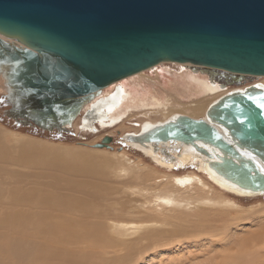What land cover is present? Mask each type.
I'll use <instances>...</instances> for the list:
<instances>
[{"label": "water", "instance_id": "1", "mask_svg": "<svg viewBox=\"0 0 264 264\" xmlns=\"http://www.w3.org/2000/svg\"><path fill=\"white\" fill-rule=\"evenodd\" d=\"M0 33L27 45L0 41L40 77L31 87L37 107L50 114L45 127L62 123L68 99L165 61L264 76V0H0ZM206 115L181 114L127 137L192 145L225 179L264 192V88L226 94ZM112 140L106 136L93 147H112Z\"/></svg>", "mask_w": 264, "mask_h": 264}, {"label": "bare ground", "instance_id": "2", "mask_svg": "<svg viewBox=\"0 0 264 264\" xmlns=\"http://www.w3.org/2000/svg\"><path fill=\"white\" fill-rule=\"evenodd\" d=\"M0 37V41L4 38L7 41L11 40L15 44L20 43V41L9 38L1 33ZM165 62L180 64L184 69L181 70V72L176 71L174 73L165 71L166 76H162L164 80H157L155 78L153 83L145 84L137 79H133L134 76H136L135 74L110 83L105 87L106 89H102V93L101 91L94 93H101L102 97L99 96L90 104L84 114L82 126L97 130L99 124L102 128H108L115 126L119 122H123L128 113L133 116L140 112L146 111L147 113V111L149 112L157 108H168V105L171 104V102H169L170 99L160 96L162 94L159 93L161 88L159 91L157 88L159 85L167 86L168 82L173 86H178L177 84H179L184 91L186 90L185 93L188 91V96L213 95L216 97V99L206 107L204 104L200 103V101L192 107V112L194 114H198L204 110L203 118L207 117L206 112L208 108L226 94L244 90L251 85L264 88V82L262 81L249 84L243 88H229L225 93L221 94L219 92L220 94L217 95L214 93L228 88L225 83H220V81L217 80L215 76L216 74L219 75L217 71H226L236 75L252 74L231 72L224 69L216 71L218 68L193 63ZM162 63L164 62L149 68V70H156L157 66ZM189 66L191 67L188 68L190 71L186 70V67ZM204 68L206 70L208 69V71L213 74H208ZM158 75L160 74L158 73ZM232 78L239 79L235 76H232L231 80ZM228 81H230V79ZM156 83L159 85H155ZM115 87L117 88L113 93ZM172 90L173 89H171V91ZM88 96L91 98V96L94 95L90 94L86 97ZM70 101L71 99H68L65 103L67 106L65 113L60 114L61 122L65 124L64 126L73 124L84 102H76V100L71 103ZM179 115L181 114L173 113L166 119L159 121L146 120L140 125L136 132H127L123 137L138 136L149 128L157 124H163L167 120L174 119ZM220 130L222 132L224 131L221 127ZM6 139V134L0 130V183H2L1 180L2 177L5 176L6 171V175L12 176L8 171L9 165H23L32 168L39 167L43 170L42 175H46L50 182H47L49 184L45 186L43 185L44 188L35 186L28 189L19 184H16L15 187L11 184L13 188L4 187L0 184V205L6 201H17L13 209L8 208L4 215L0 217V228L5 227V232H0V264H128L135 259V254L138 250L139 252L144 251L151 246L159 244L172 245L173 241L169 240L173 236L186 235L187 240H191L188 238H195L196 240V237L202 238V235L212 234L211 231L208 230H212L213 228L212 220L216 212L211 213V210L208 208V210L199 209L197 213L194 214L199 218L192 226L193 228L185 226L183 222L176 224V221L173 220V218L176 220H181L180 217L183 219L186 218L184 216H186L187 213L184 210L191 206V200L194 198L192 194L186 193L185 190L188 188L196 186L199 187L197 189H200V193H204L206 190H209L211 186L213 188L212 184H215L219 185L223 190L234 192L242 196L252 197L264 195V192L246 190L219 175L209 165L210 159L192 145L182 142H168L154 145L150 143H140L128 139L127 137L126 141L128 145L142 150L146 155L157 162L158 165L164 168L172 169L176 166L181 167L189 165L195 167L198 172L165 175V179L163 180L172 179V181L164 184V186L169 189V192L165 195H158L155 199V204L162 207V211L158 212L154 210L156 217L160 218L164 216L155 223L122 221L104 225L103 223L92 222L89 224L88 228H83L79 216L87 213L93 215L96 209V201L99 200L100 196L102 197V191H107V186L103 185L102 181L95 182V179L102 180L103 176L106 177L104 166L109 165L110 158L108 159L105 156H100V154L92 153V151L46 145L35 139L27 138H19L16 142V152H13L12 148L6 146ZM259 163L264 170V163L261 161ZM136 169L137 168L128 167L124 168L123 171L126 174L129 173V175L133 173L137 178L142 177L143 174L141 171ZM24 175L16 178L22 180L26 177ZM76 175H88L92 177L95 182L94 188L90 191L83 190L86 189L83 188L85 181L78 180ZM51 179H53V181ZM41 182H43V180H41ZM65 186L71 188V191L61 194L59 190H56L59 191L58 193H51L52 189L46 190L47 187L54 189L56 187ZM194 201L197 205L205 206H235V202L230 198L215 197L214 199L213 197L197 196ZM24 206L37 209L36 215L23 210L21 211V208ZM57 211L70 213L79 212L80 215L73 219L68 218L66 215L56 219ZM164 211L174 212L175 215L173 217H171V215L168 216ZM165 223L173 227L169 230L166 228L158 229V227H156ZM106 226L109 231H107V228L104 229ZM144 229H146V231L138 237L133 239L129 238L132 232H138ZM101 237L102 243L100 242ZM89 239H92L95 243L99 242L102 248H106V251L101 250L98 254V257L100 255L99 259L102 258V260H94L90 257L92 256L91 253L94 251L89 252L83 250L84 253H81L68 248V246H71L73 243L91 242ZM143 240H148L150 243H143ZM179 241L180 240H177V243ZM106 253H110V255H104ZM257 257L259 259L258 262H260L262 260L259 258L260 255L256 256V258ZM246 259L248 260V257H246ZM238 261L239 260H236L232 262V264H242L241 261V263ZM251 261L252 260H250V263ZM245 262L249 264L248 261L245 260ZM261 263L264 264V262Z\"/></svg>", "mask_w": 264, "mask_h": 264}, {"label": "rangeland", "instance_id": "3", "mask_svg": "<svg viewBox=\"0 0 264 264\" xmlns=\"http://www.w3.org/2000/svg\"><path fill=\"white\" fill-rule=\"evenodd\" d=\"M8 42L12 41L9 40ZM17 44H19L23 49L26 48V44L24 43L20 42ZM13 47L15 46L13 45ZM2 52H4V54ZM40 58L44 64H50L45 56L41 53ZM188 68L191 67H186V70H189ZM183 69L184 68L180 64L164 62L158 65L154 71L148 69V71L145 70L135 74L136 76H134L133 79H137L138 81L145 84L153 83L155 78L157 80H164L163 77L166 76L165 71L174 73L176 71L181 72ZM217 70L219 69H216V71ZM24 71L25 67L22 64L15 62L9 56L3 46H1L0 42V130L6 134V146L12 148L13 152H16L15 149H17V140L19 138H27L35 139L46 145L83 151H92V153L98 155L100 154V156H105L108 159L110 158L109 165L104 166L106 177L103 176L102 180L95 179V182L102 181V184L107 186V191H102V197L100 196L99 200L96 201V209L94 210L93 215H89V213L80 215L79 212L70 213L57 211V216L55 218L59 219L66 215L68 218L73 219L80 215L79 217L81 219L83 228H88L89 224L92 222L108 225L113 222L122 221L155 223L156 221H159V219L161 220V218L164 216H161L160 218L156 217L154 210H157L158 212L162 211V207L155 204V199L158 195H165L169 192V189L164 186V184L172 181V179L163 180L165 179V175L198 172V170L195 167L189 165L181 167L176 166L172 169L164 168L158 165L157 162H155L150 156L146 155L142 150L128 144L124 145L122 138L127 132H136L140 125L146 120H164L173 113L187 114L194 118H203L204 110L198 114H194L192 112V107L199 103V101L206 107L212 101H214L216 97L213 95H198L195 97L188 96V91L185 93L186 90L184 91V89L179 84H177L178 86H173L168 82L167 86H160L159 84L158 86L156 83L155 85L158 86H156L158 91L160 88L161 91L163 90L162 92L159 91L160 94L162 93L160 96L170 99L169 102H171V104L168 105V108H157L150 110V113L148 111L146 113L145 111L133 116H131L132 114L128 113L123 122H119L115 126L102 128V126H99L98 124V129L92 130L82 126V122L84 114L90 104L94 102L99 96L102 97L101 89V93H93L91 95L94 96H91V98H89V96H85L86 98L83 97L77 99L76 102H84L82 103V108L74 119L72 125L64 126V123H54L49 127H45L44 125H41V123L46 122L48 119L47 117L50 116V114L36 106L37 103L34 94L31 92V95L27 93L25 83L23 81ZM206 71L210 75L213 74L212 72H209L208 69ZM157 72L160 75H158ZM217 72L219 73V75H215L217 80L220 81V83H225L226 86H228V88L214 93L217 95L220 93H225L229 88H243L249 84L262 81L264 82V76L243 74L236 75L220 70ZM232 76H235L239 79L232 78L231 80ZM229 79L230 81H228ZM162 86L164 89L168 87L165 89L166 91ZM116 88L117 87H115L113 90V93L115 92ZM175 88L177 90L179 88V90L177 91ZM171 89L173 90L171 91ZM54 119H56V117ZM106 136H112V147H93L94 144L102 142L103 138ZM128 167L137 168L136 170L141 171L143 176L137 178L133 173L132 175H129V173L126 174L123 169ZM8 171L15 178L8 174L7 176L6 171V177H2V183H0L4 187L10 188L12 185L15 187L16 184H19L27 189L35 186L44 188L46 184H49L47 182H50L46 175H42L43 170L39 167L32 168L23 165H9ZM22 175L26 176L24 178L25 180H18L16 178L21 177ZM76 178L80 181H85L83 188L86 189L83 190L90 191L94 188L95 182L92 177L88 175H76ZM41 180H43V182H41ZM51 180L53 181V179ZM212 185L213 188L211 186V188L206 190L204 193H200V189H197L199 187L196 186L185 190L187 194H192L194 196V198L191 200L192 204L190 207H187L184 210L187 213V215L184 216L186 218L183 219L180 217L181 220H176L173 218V220L176 221V224L183 222L185 223V226H190L193 228L192 226L199 218L194 214H196L199 209L208 208L211 210V213L216 212V218L213 217L212 220L213 228L212 230H208L211 231V235H202V238L196 237V240L195 238H188L191 240H187L186 235L173 236L169 240L173 241L172 245L159 244L160 246H151L144 251L139 252L138 250L135 254V259L128 264H232V262H235L236 260H239L238 262L241 261L242 264L247 263L245 260L248 261L249 264H260L261 262H264V195L247 197L223 190L219 185ZM51 189V193H58L61 191L59 193L63 194L71 191V188H67L66 186L56 187L54 189L49 187L46 188V190ZM197 196L213 197L214 199L215 197L230 198L235 202V206L227 207L224 205H197L194 201ZM16 203L17 201L12 200L1 204L0 217L4 215L8 208L13 209ZM22 210L28 213H34L35 215L37 211V209L27 206L22 207L21 211ZM164 212L167 213L168 216L171 215V217L175 215L174 212ZM156 227H158V229L166 228L169 230L173 226L167 225L165 223ZM106 228L107 226L104 227V229ZM107 231H109L108 228ZM145 231L146 229L140 230L138 232H132L129 238H136ZM0 232H5V227L0 228ZM177 240H180L179 242L181 243H177ZM89 241L91 242L85 241L82 243H73L71 246H67L68 248L81 253H84V251H94L95 253L92 252V256L90 257H92L94 260H98L100 258V255L98 257V254L101 250L106 251V248H102V245L99 244V242L95 243L92 241V239H89ZM100 242L102 243V237ZM142 242L150 243L148 240H143ZM256 254L260 255L259 258L262 259L260 262H258L259 259L258 257L256 258V256H258ZM104 255L109 256L110 253H106ZM245 256L248 257V260ZM99 260H102V258ZM250 260H252L251 263Z\"/></svg>", "mask_w": 264, "mask_h": 264}, {"label": "flooded vegetation", "instance_id": "4", "mask_svg": "<svg viewBox=\"0 0 264 264\" xmlns=\"http://www.w3.org/2000/svg\"><path fill=\"white\" fill-rule=\"evenodd\" d=\"M0 39H1V37H0ZM2 40L3 41H5V42H7V43H11L12 45H14V46H16V47H20V45L19 44H14L13 42H8L7 40H5L4 38H2ZM21 48V47H20ZM42 54V53H41ZM36 55L37 56H39V58H40V53H36ZM41 59V58H40ZM50 61V60H49ZM51 62V61H50ZM12 73V72H11ZM36 78V79H35ZM34 78V75H31L30 74V71H26V69H25V71H24V73H23V81H24V83H25V87H26V90H27V93H29L30 94V92L32 93V94H34L35 96H36V94L34 93V91L33 90H31L32 89V80H37V79H40V77L39 76H37V77H35ZM31 95V94H30ZM36 106H38V104L36 105Z\"/></svg>", "mask_w": 264, "mask_h": 264}]
</instances>
